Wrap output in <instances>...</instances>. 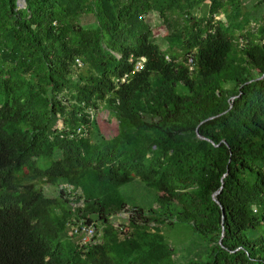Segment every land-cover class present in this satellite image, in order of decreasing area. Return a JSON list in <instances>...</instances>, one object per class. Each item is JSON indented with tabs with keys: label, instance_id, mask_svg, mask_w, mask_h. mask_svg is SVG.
I'll list each match as a JSON object with an SVG mask.
<instances>
[{
	"label": "trees",
	"instance_id": "1",
	"mask_svg": "<svg viewBox=\"0 0 264 264\" xmlns=\"http://www.w3.org/2000/svg\"><path fill=\"white\" fill-rule=\"evenodd\" d=\"M241 4L0 0V264H175L164 223L208 243L179 264H264V17L231 58ZM134 180L157 208L127 206Z\"/></svg>",
	"mask_w": 264,
	"mask_h": 264
},
{
	"label": "rangeland",
	"instance_id": "2",
	"mask_svg": "<svg viewBox=\"0 0 264 264\" xmlns=\"http://www.w3.org/2000/svg\"><path fill=\"white\" fill-rule=\"evenodd\" d=\"M240 10L241 16H243L244 21L247 23L245 28H243L241 31H234L235 41L232 47L231 58L234 53L242 46L241 34H245L247 32L254 33L257 26H259L261 18L264 17V0H242ZM203 13L204 8L199 10V14ZM217 19L223 21L225 19L223 13L217 16ZM148 20L150 21L151 25L159 22L156 13H151ZM81 23L83 25L93 24L94 17L89 14L84 15L81 18ZM157 40V42L161 45V48L165 49L166 44L162 41V39L158 38ZM239 55L240 53L237 51L236 56L239 57ZM237 64L239 63L231 61L230 68L236 67ZM225 87H228V85H225ZM96 119L98 121L97 126L105 137H111L115 134L116 123L105 112L97 113ZM56 126L58 128L61 127L62 122L60 120L57 121ZM43 190L49 197L55 195L54 188L50 187L49 185H44ZM118 191L124 202L129 207L139 206L145 210L157 208V198L155 192L138 180H134L131 183L120 186ZM165 215H168V213L165 212ZM119 216H112L110 219L115 223H120L123 221L124 216L123 214ZM158 229L173 250L171 262L179 264L188 263L193 260H207L209 247L206 238L203 235L195 233L188 225H169L168 223H164L159 225Z\"/></svg>",
	"mask_w": 264,
	"mask_h": 264
},
{
	"label": "built area",
	"instance_id": "3",
	"mask_svg": "<svg viewBox=\"0 0 264 264\" xmlns=\"http://www.w3.org/2000/svg\"><path fill=\"white\" fill-rule=\"evenodd\" d=\"M78 63L79 61L76 60ZM144 58L141 57L139 61L136 62L135 70H140L143 67ZM191 62V61H190ZM126 75L121 79V81L125 80ZM82 128L77 129V133H81ZM60 188H67L68 192L71 191V187L67 186L66 184L61 185ZM68 234L73 237L75 235L80 237V245L92 244L95 243L97 240L96 236V229L93 225H84V223L77 222L75 224L69 225Z\"/></svg>",
	"mask_w": 264,
	"mask_h": 264
},
{
	"label": "water",
	"instance_id": "4",
	"mask_svg": "<svg viewBox=\"0 0 264 264\" xmlns=\"http://www.w3.org/2000/svg\"><path fill=\"white\" fill-rule=\"evenodd\" d=\"M17 5L20 7V8H23L25 7V0H17ZM218 192L215 193V195L217 194ZM214 200L218 203V200L214 197ZM222 212H223V209H222Z\"/></svg>",
	"mask_w": 264,
	"mask_h": 264
}]
</instances>
